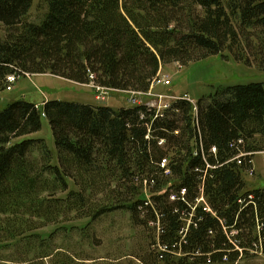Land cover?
<instances>
[{
	"label": "trees",
	"instance_id": "1",
	"mask_svg": "<svg viewBox=\"0 0 264 264\" xmlns=\"http://www.w3.org/2000/svg\"><path fill=\"white\" fill-rule=\"evenodd\" d=\"M42 1L48 12L35 24L26 21L33 0H0V91L9 75L51 74L147 93L164 66L225 51L264 71V0ZM147 103L20 98L0 110V264H89L46 239L35 244L34 233L118 211L147 234L128 254L139 264L264 255V188L245 179L264 152V83L221 89L197 110L184 98L160 114ZM43 117L55 150L32 136Z\"/></svg>",
	"mask_w": 264,
	"mask_h": 264
},
{
	"label": "rangeland",
	"instance_id": "2",
	"mask_svg": "<svg viewBox=\"0 0 264 264\" xmlns=\"http://www.w3.org/2000/svg\"><path fill=\"white\" fill-rule=\"evenodd\" d=\"M48 12L47 5L42 0H33V6L26 17L29 23L41 24ZM7 37V31L0 25V39ZM160 76H167L171 84L155 85L152 93L169 96L164 102H173V97H185L188 95L195 103L201 99L216 94L219 90L238 84L246 85L256 82L264 83V71L254 63L247 66L235 60L229 52L210 56L204 60L196 61L188 65L172 63L163 67ZM12 90L0 91V110L17 99L26 98L38 105L49 99H64L83 103H97L113 107H121L133 104L132 94L108 89L104 98L99 99L98 93L91 85H80L66 79L43 75L20 76L12 84ZM145 97V96H144ZM139 97V100L155 102L156 99L147 96ZM173 98V99H171ZM35 138H45L49 147L55 150V141L47 118L43 117L42 129L32 135ZM254 173L247 172L245 179L249 189L264 188V152H258L253 159ZM89 219L72 221L68 223L51 225L34 233L33 241L39 245L42 239L50 242L53 247H64L72 254L87 257V263L91 264L97 259L103 264L119 260L127 262L138 261L128 254L139 250L142 244L147 242L146 233L141 228L132 225L130 213L118 211L101 219L91 222ZM89 226L87 230L83 227ZM54 233V234H53ZM41 235V236H40ZM52 235V236H51ZM15 251V246L3 249L1 255L9 257ZM238 264H264V255L259 254L251 260H243Z\"/></svg>",
	"mask_w": 264,
	"mask_h": 264
},
{
	"label": "built area",
	"instance_id": "3",
	"mask_svg": "<svg viewBox=\"0 0 264 264\" xmlns=\"http://www.w3.org/2000/svg\"><path fill=\"white\" fill-rule=\"evenodd\" d=\"M19 77H20V76H17V75H9V76H8V83H9L8 86H7V89H8V90H12V87H13L12 84H13L15 81H17V79H18ZM170 84H171V79H170L169 77H167V76H160V74H159V75L154 79L151 88H153V86H155V85H164V86H167V85H170ZM91 86H93V87L95 88V90L97 91V93H98V95H99V96H97V97H98L99 99L104 98L105 95L108 93V88H104V87H101V86H96V85H94V84H92ZM132 94H133V95H132V98H131V102H132L133 104H139V103H142V101L139 100V97L144 96V95L156 99L155 102H152V101H151V102H148L147 104H148L150 107L156 109L158 114L163 113L164 110L168 109L174 101H176V100H178V99H180V98H184V99L189 100L190 102H192V103L195 105V110L198 109V108H197V104H196V103L194 102V100L191 99L188 95H186L185 97H179V98H178V97H173V98H175L173 102H171L170 100L167 101V102H164L163 100H164V99H168L169 96H164V95H161V94H158V95H157V94H155V93L153 94L152 91H151V89H150L149 92H147V93L133 92ZM173 98H171V99H173ZM166 164H167V160L164 159V160H163V163H162V167H165ZM253 173H254V171H251V172H250V174H253ZM184 192H185V191H183V193H184ZM175 198H176L175 196H172V199H175ZM203 200H204V198L201 197V198L199 199V202H200V201H203ZM157 226H158V229L161 230V228H160V223H157Z\"/></svg>",
	"mask_w": 264,
	"mask_h": 264
}]
</instances>
